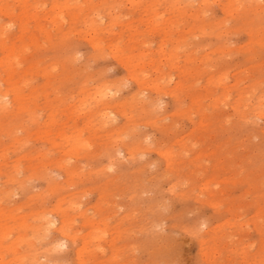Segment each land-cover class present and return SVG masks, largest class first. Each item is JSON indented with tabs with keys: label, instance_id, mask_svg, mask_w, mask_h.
<instances>
[{
	"label": "rangeland",
	"instance_id": "374dc122",
	"mask_svg": "<svg viewBox=\"0 0 264 264\" xmlns=\"http://www.w3.org/2000/svg\"><path fill=\"white\" fill-rule=\"evenodd\" d=\"M0 264H264V0H0Z\"/></svg>",
	"mask_w": 264,
	"mask_h": 264
}]
</instances>
